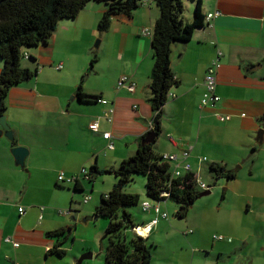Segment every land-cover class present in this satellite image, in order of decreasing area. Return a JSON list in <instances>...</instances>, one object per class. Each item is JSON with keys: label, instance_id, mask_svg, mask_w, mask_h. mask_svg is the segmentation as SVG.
I'll list each match as a JSON object with an SVG mask.
<instances>
[{"label": "crops", "instance_id": "1", "mask_svg": "<svg viewBox=\"0 0 264 264\" xmlns=\"http://www.w3.org/2000/svg\"><path fill=\"white\" fill-rule=\"evenodd\" d=\"M182 1L184 22L191 24L198 0ZM201 1L205 18L219 15L209 23L205 19V28L196 31L189 43L172 47L171 68L178 85L164 106L154 151L162 157L190 152L187 162L199 179L214 164L235 172V179L227 180L231 213L222 221L223 240L214 237V243L206 246L201 232L200 247L211 248V253H203L214 257L216 264H264V0ZM106 12L105 5L89 3L75 20L60 22L47 43L23 50V67L38 68V75L12 88L3 101L14 142L0 136V264H78L74 242L79 219L94 218L99 198L107 192L101 185L108 182L114 188L117 183L109 180L114 174L90 183L82 170L90 173L94 166L117 170L137 154L140 138L153 132L150 77L155 61L152 36L145 32L153 33L160 10L155 0H147L131 16L114 17L109 31L101 35L98 25ZM97 38H102L119 67L112 76L85 79L98 63L92 48ZM217 58L221 100L204 108L205 77ZM3 67L0 59V75ZM125 76L137 84L135 93L118 88ZM81 83L84 93L101 96L108 105L79 102ZM93 123L99 125L98 133L90 129ZM105 133L111 134L113 150L108 149ZM16 147L29 152L23 169L11 154ZM62 173L66 178L79 177L83 192L74 193L77 184H60ZM78 194L91 197L81 211L74 206ZM163 202L157 205L161 213L157 215L151 206L148 224L140 226L147 240L156 227L169 222L161 215ZM63 230L69 240L60 246L63 237L49 234ZM194 233L189 230L185 235ZM57 251L65 255L60 257ZM190 256L185 253L188 260Z\"/></svg>", "mask_w": 264, "mask_h": 264}, {"label": "trees", "instance_id": "2", "mask_svg": "<svg viewBox=\"0 0 264 264\" xmlns=\"http://www.w3.org/2000/svg\"><path fill=\"white\" fill-rule=\"evenodd\" d=\"M147 0H0V59L4 63L0 75V98L5 100L10 90L23 83L35 79L38 68L26 69L22 63L25 59L23 50L37 48L47 43L56 32L60 22L75 20L89 3L103 4L107 12L98 25L101 35L110 29L112 19L118 16H131L144 6ZM160 10L152 33V49L154 68L150 77V105L155 114L154 129L157 138L161 134V120L164 106L169 99L170 91L178 85L171 68L172 47L175 44L189 43L196 31L205 28V16L202 12V1L198 0L193 22H184L185 7L182 0H155ZM35 61V59H34ZM97 59L93 61L95 65ZM76 98L81 103H100L101 96H90L84 93L83 83L78 87ZM6 106H0V117L5 116ZM150 134V133H148ZM147 134V135H148ZM139 140L137 154L121 163L117 170L100 171L97 166L91 168L90 183L97 176L114 174L117 183L113 190L101 199L96 215L110 221L104 234L105 264H152L153 255L148 240L139 236H126V233L140 227L135 224L128 208L140 204L138 195L126 194L124 188L133 182L136 175L147 178V197L157 203L169 200L179 206L176 217L187 218L194 204L204 191L199 187L193 174L183 179H174L171 175V165L154 151V143L143 145L147 137ZM210 171L217 177L228 181L234 180V171L214 164ZM80 183L74 188V193H82ZM168 193V198H163ZM49 237H63L65 244L69 238L65 231L49 234ZM109 242V243H108ZM58 256L65 255L63 251L56 252Z\"/></svg>", "mask_w": 264, "mask_h": 264}, {"label": "rangeland", "instance_id": "3", "mask_svg": "<svg viewBox=\"0 0 264 264\" xmlns=\"http://www.w3.org/2000/svg\"><path fill=\"white\" fill-rule=\"evenodd\" d=\"M102 41V38H97L92 46L95 56L98 59V63L95 65V72L86 73L84 75L85 79H88V76H102L103 78H105V76H112L119 67V63L115 60L114 56L110 53H107L105 49L106 45H102ZM28 64L30 63H27V65ZM96 71L99 73L98 75L95 74ZM91 80L92 84L93 82L95 84H99V81L95 82L94 79ZM5 116L8 118L7 115ZM104 176H101V178ZM97 177V181H99L100 176ZM115 177H112L109 180H111V182L117 181ZM105 178L109 177L106 175ZM200 180L207 186L212 187L211 194L209 196L200 198L194 204L186 219L179 220L176 217L179 206L174 202L168 200L161 204L162 213H166L169 216V222H166L165 225H162L161 223L160 227H156L151 238L147 242L148 246L151 247V252L153 255L152 264H191V262L192 264H205V261L211 262L208 264H216L214 257L209 258L205 255V253H211V248L208 246L210 249L208 248V250H203V248L200 247V233L203 232L205 241L207 240L206 246L208 244L214 243V237L224 236L225 232L222 226V221L227 218L228 213H231V207H227L230 205L228 202L231 198L228 197V181L226 179L217 178L210 171V169L203 171L202 178ZM146 181L147 178L145 176L136 175L133 178V182L124 188V192L126 194L138 195L141 199L139 206L127 209V211L130 212L132 216H134L137 224H140L141 226L148 224L149 220L147 217L150 214L148 212H143V203L147 202L152 207H156L158 205L156 201L147 197ZM102 187H104L105 191H107L105 194L108 195V191L113 189V184L106 182L104 186L101 185V188ZM85 196L80 194L76 196L74 206L76 208L79 207L78 210L80 211L87 206V204L84 203L86 198ZM99 200L100 205L101 198H99ZM152 212L154 213V211ZM75 215L78 214L76 213ZM79 220V227L75 231L77 238L74 242L75 252L79 253L80 255L79 260L86 255L95 253L96 255L93 259H88L83 263L105 264V248L108 245L107 241L103 242V237L110 221L103 217H100L98 220L88 222H86L84 217L80 218ZM143 221L145 222L143 223ZM189 230H193L195 233L186 236L185 233ZM129 234L130 236H134L132 231H129ZM218 243L221 244V242H216L215 245ZM69 246L70 245H68V247ZM83 249H86L85 254H83ZM203 251H205V253H203ZM185 253L190 254V257L192 258L188 260L185 257ZM197 259L198 262L196 261Z\"/></svg>", "mask_w": 264, "mask_h": 264}, {"label": "built area", "instance_id": "4", "mask_svg": "<svg viewBox=\"0 0 264 264\" xmlns=\"http://www.w3.org/2000/svg\"><path fill=\"white\" fill-rule=\"evenodd\" d=\"M146 3H147V1L144 3V6L146 5ZM218 15H219V13L210 14L206 18L207 22L209 23L213 18L217 17ZM145 34L147 36H152V33L151 32H145ZM220 56H221V54H220ZM60 69H61V67H60ZM219 69H220V61L217 58L211 64V66L209 67V69L207 71V74H206V77H205L206 92H205L204 97L202 99V107H204V108L205 107H208V106L214 107L221 100L220 97L217 94ZM118 88L119 89L127 88L128 91H130L131 93H135L136 92V89H137V84L132 79H130L129 77H126L125 76V77H122L119 80V82H118ZM100 103H102L104 105H108V102L107 101H104V100H100ZM113 112L114 111L112 109L110 111V113H113ZM106 117L107 118H110V120L112 121L111 115L109 113L106 114ZM219 117H220V120H222V121H230L231 120V117L230 116H226V117L219 116ZM90 129L92 131L98 133V131H99V125L97 123H93L90 126ZM104 138L107 141H109L108 149L109 150H113L114 149V142L111 140L112 139L111 134L110 133H105L104 134ZM189 157H190V152L184 151L181 156H177V155H166V156H163V160L166 161L167 163H169L171 165V171L170 172H171V175H172V177L174 179H183L186 176L193 174L195 176V179H196L199 187L204 192L211 191V188L212 187H209L206 184H204L203 182H201V180L199 179V177L196 176V174L194 173L191 164L187 162V160L189 159ZM207 161L208 160L206 158H203L202 159V163H207ZM172 164H175V165L177 164V165L173 167ZM81 175L84 177L85 180H87V181L90 180V173L86 169H83L82 170V174ZM58 180H59L58 182L60 184H62V183L77 184L79 182V177L66 178L65 175L62 173L59 176ZM168 196H169L168 193H163V195H162L163 198H168ZM90 200H91V197L88 196V197L85 198L84 203L85 204H88L90 202ZM153 209L155 210V212H156L157 215L161 213L159 206H156ZM142 210H143V212L150 211L151 210V205L149 203L143 204L142 205ZM20 213L21 214L24 213V209L23 208L20 209ZM161 215H162V217L164 219H168L169 218V216L166 213H163ZM156 224H157V220H155L150 225V227L147 228L148 229V233L151 232V226L156 225ZM140 229H142V227H137V228H135V229H133L131 231H132V233H137V235L139 237H143L144 238V236H142L140 234ZM215 240L216 241H222L223 240V237H215ZM14 246L16 248H18L19 247V244H15Z\"/></svg>", "mask_w": 264, "mask_h": 264}, {"label": "water", "instance_id": "5", "mask_svg": "<svg viewBox=\"0 0 264 264\" xmlns=\"http://www.w3.org/2000/svg\"><path fill=\"white\" fill-rule=\"evenodd\" d=\"M2 104H3V101L0 98V106ZM0 127H1L0 136L1 137L4 136L8 140H10L11 142H14V133L12 132V130L10 128V125L8 123V118L6 116L0 117ZM156 138H157L156 134L154 132H152V133L147 135V137L144 139L142 144L143 145L152 144L155 142ZM11 154L14 157L16 166L23 169L25 167L26 159L29 156L28 150L25 148H22V147H16V148H13L11 150ZM210 194H211V191L204 192L203 194H201L200 198L209 196ZM99 218L100 217L98 215H95L94 218H88V220H86V221H94V220H98ZM134 236H138L137 233H134ZM88 259H92V257L86 255L79 260L78 264H83V262L88 260Z\"/></svg>", "mask_w": 264, "mask_h": 264}, {"label": "bare ground", "instance_id": "6", "mask_svg": "<svg viewBox=\"0 0 264 264\" xmlns=\"http://www.w3.org/2000/svg\"><path fill=\"white\" fill-rule=\"evenodd\" d=\"M144 234L145 233V231L143 230V229H140V234Z\"/></svg>", "mask_w": 264, "mask_h": 264}]
</instances>
